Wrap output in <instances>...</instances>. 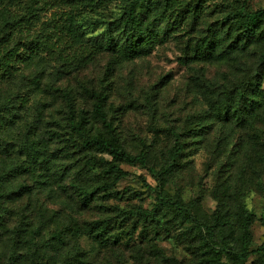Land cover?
<instances>
[{
    "label": "rangeland",
    "instance_id": "rangeland-1",
    "mask_svg": "<svg viewBox=\"0 0 264 264\" xmlns=\"http://www.w3.org/2000/svg\"><path fill=\"white\" fill-rule=\"evenodd\" d=\"M134 4L143 17L142 56L126 45L112 53L89 41L109 28L118 39L115 21ZM260 9L264 0H0V264H158L151 245L164 253L161 264H197L190 248L198 245L179 238L172 213L147 228L132 214L152 209L159 194L189 207L203 230L216 211L227 210L216 241L236 251L260 247L264 44L222 60L204 56V41L225 17ZM74 19L76 36L67 31ZM36 43L40 53L29 61L27 49ZM85 89L105 94L123 148L148 154L145 165L116 162L124 172L116 181L106 174L113 157L81 147L65 130L69 110L91 107ZM247 92L261 105L240 116ZM171 132L182 136L184 149L160 179L156 173L171 163ZM81 190L92 199L85 202ZM240 207L252 217L246 233L235 213ZM94 223L108 224L104 242L114 248H98L89 234ZM185 228L196 224L188 220ZM215 264L234 263L223 254ZM245 264H264V253Z\"/></svg>",
    "mask_w": 264,
    "mask_h": 264
},
{
    "label": "trees",
    "instance_id": "trees-1",
    "mask_svg": "<svg viewBox=\"0 0 264 264\" xmlns=\"http://www.w3.org/2000/svg\"><path fill=\"white\" fill-rule=\"evenodd\" d=\"M143 14L145 16L147 13ZM142 18L143 17L137 15L135 4L131 5L128 11L115 21V30H120L121 33L118 39L113 36L114 31H111L109 28L101 37L90 38L89 41H95L94 45L100 50L112 53L118 49H123V45H126L131 55H138V57L142 56L144 54L142 46L144 39ZM79 24L77 19L71 20L70 23H68L69 27L67 31L75 35L74 31L80 27ZM72 26L73 28H71ZM210 32L212 36L208 40V43L207 40L204 41V56L206 60H222L235 55L236 52H248L253 46H256V44H264V9L257 10L253 13L239 11L238 13L229 15L222 20L219 28H215ZM233 35H235L234 38H232ZM27 51V58L29 61H33L40 53L37 43L31 44ZM14 52L16 53V51ZM263 65L264 56H260V66ZM56 79L61 80L62 77H57ZM60 91L64 95L66 102L71 100L65 90L60 89ZM84 93L85 101L89 102L91 107L86 105L79 111L74 108L69 110L68 114H70V116L67 119L68 123L65 126V130L81 138V147L100 148L113 157L112 162H107L108 170L106 171V174L111 176L113 181H116L124 175V172L118 167L116 162H126L130 165H145L148 161L147 153L131 155L123 148L119 139V132L112 122L109 121L105 111V94L94 93L86 89ZM241 97L246 105L242 109L236 111L240 116L246 114L250 115L261 105V99L253 97L249 92H247L246 95H241ZM221 114V111H219L218 116L221 117ZM224 114L223 118L227 119L230 114V109H226ZM171 133L175 137L174 146L170 153L171 163L167 167L161 169L159 173L151 169L152 172L160 176V179H165L167 174H171L174 171L175 164L181 157L184 149V142H180L182 136L175 132ZM4 180L6 181L7 178ZM81 192L85 202L92 199V192L86 190H81ZM168 212L172 213L175 218V224H178V230H181L179 238L185 240L189 247L195 244L198 245L196 250L193 247L190 248L197 264H215L223 254L234 264H245L250 255L264 253V242L257 249L248 251L247 248H243L241 251H236L229 244L216 241L215 231L217 229L221 231L226 229V218L229 217L227 210L222 214L216 211L215 223L212 225H205L204 230L199 226L198 221L193 218L189 207L179 201H173L170 197L164 196L163 194L158 195V201L152 209H137L133 211L132 214L139 218L147 228L154 224L160 227L162 217ZM235 213L242 232L246 233L252 223V217L241 207L238 208ZM188 220L196 224L195 229L185 228V223ZM165 226L166 224L164 223L161 227ZM107 228V223H94L89 230V234L99 243V249L102 248L109 251L114 248L112 246L116 243L108 245L104 242L107 240L104 238ZM164 230H166L168 234L170 233L169 229L166 227ZM60 245L63 246L64 244L60 243ZM52 246L56 248L57 242L54 241ZM99 249L97 250L99 251ZM150 249H152V258L158 262V264H161L162 261L165 260V255L162 250L154 245H151ZM17 262L18 259H15L12 261V264H17Z\"/></svg>",
    "mask_w": 264,
    "mask_h": 264
}]
</instances>
